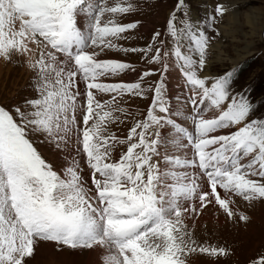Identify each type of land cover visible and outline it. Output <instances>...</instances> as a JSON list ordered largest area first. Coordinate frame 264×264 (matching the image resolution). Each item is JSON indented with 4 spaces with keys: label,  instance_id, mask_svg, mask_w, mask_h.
<instances>
[{
    "label": "snow or ice",
    "instance_id": "obj_1",
    "mask_svg": "<svg viewBox=\"0 0 264 264\" xmlns=\"http://www.w3.org/2000/svg\"><path fill=\"white\" fill-rule=\"evenodd\" d=\"M138 11L131 0H0V60L21 62L35 93L0 104V264H31L41 242L97 252L98 264H221L235 250L199 239L204 211L246 229L252 218L234 198L264 205V117L235 91L236 70L204 74L211 38L191 24L178 29L175 13L167 22L173 48L153 50L160 31L144 48L116 43L139 27L117 18ZM227 11L216 7L219 17ZM106 50L143 53L163 74L172 60L190 93L184 119L192 127L172 118L163 75L150 88L142 82L153 71L112 82L135 69L101 59ZM125 97L149 106L120 138L109 125L132 115ZM118 145L126 151L113 159ZM42 146L63 158L59 167ZM250 264H264V254Z\"/></svg>",
    "mask_w": 264,
    "mask_h": 264
},
{
    "label": "rangeland",
    "instance_id": "obj_2",
    "mask_svg": "<svg viewBox=\"0 0 264 264\" xmlns=\"http://www.w3.org/2000/svg\"><path fill=\"white\" fill-rule=\"evenodd\" d=\"M132 3L139 5L140 11L128 15L124 18H117L123 22L139 21V27L125 35L129 38L118 40L116 43L127 48H144L152 41V34L160 31L161 36L153 43V50L156 47L171 49L174 41L167 34V22L172 19L175 13V21L178 29H184L186 24H191L194 28L204 31L210 38L208 60L212 65L211 75L219 76L230 69H235L237 78L233 85L236 92H245L257 108L256 117H264V0H184L182 7H178L179 0H131ZM113 0H109L112 4ZM218 4H223L228 11L223 17L216 14ZM234 8L236 9L234 11ZM230 17H235L236 24L233 29L225 30L222 28L228 25ZM214 18V20H213ZM251 18H256L253 28L249 24ZM108 19V17H105ZM217 29L219 35L212 29ZM161 41H165L161 45ZM217 44L221 45L222 55L217 59L215 50ZM250 53L244 60L234 65L233 61L239 54ZM143 53L105 51L101 54V59H113L129 63L135 71H129L118 77H113L112 82H137L145 71H153L156 74L145 77L142 84L144 88L154 87L163 75L166 84L165 96L170 97V106L173 110V119L178 117L184 126L191 128L190 120L184 119L185 114L190 113L191 109L186 103L190 93L187 92L185 81L181 84L171 85V80L166 76L173 71L174 75H181L175 63L170 60L168 73L161 72V64H151L142 58ZM224 59L225 61L223 62ZM216 60H221L216 63ZM30 73L21 62L14 59L13 62L6 63L0 60V104L5 106L19 104L26 97L34 96L32 90ZM170 82H169V81ZM184 80V79H183ZM177 86V88H174ZM185 89H181L178 87ZM174 91L177 93L173 95ZM172 94V95H171ZM150 99L151 93H148ZM101 100L108 99L107 96L98 97ZM149 99L138 97H125V102H121L132 115H121L123 123L109 125V131L114 132L118 137L125 138L129 129L137 120L144 119V114L149 106ZM152 131H156L153 129ZM107 134V133H106ZM171 136L172 133H169ZM155 138V137H153ZM126 145H118L113 151V159H118L121 152L126 151ZM171 150V149H170ZM45 158L59 167L63 161L58 157L54 150L41 147ZM84 175L87 177L90 170L83 165ZM238 205L252 219L245 229L243 225L233 226L225 223L223 214L217 217L216 210L209 207L197 222V236L201 241L208 239L210 243L233 248L235 254L227 259H221V264H250L253 258L264 254V205H257L255 208H248L246 202L239 198ZM191 223V222H189ZM207 225V228L204 226ZM99 256L93 251H71L64 249L57 251L55 245L50 242H41L38 252L31 264H98ZM194 264H205L203 258L195 260Z\"/></svg>",
    "mask_w": 264,
    "mask_h": 264
},
{
    "label": "bare ground",
    "instance_id": "obj_3",
    "mask_svg": "<svg viewBox=\"0 0 264 264\" xmlns=\"http://www.w3.org/2000/svg\"><path fill=\"white\" fill-rule=\"evenodd\" d=\"M235 10H236V9L234 8V11H235ZM255 22H256V18H251V19L249 20V24H250V26L252 27V25H253V28H254V26H255ZM235 24H236L235 17H230V19H229V21H228V25H227L226 27H223V28H222L223 32L226 33L225 30H227V29H233V28L235 27ZM214 48H215L216 51H219V52L217 53V59H218V58L220 57V55L223 54L222 50L220 49V48H221V45H220V44H217ZM210 49H211L212 51L214 50L213 47H210ZM249 53H250V51L246 50V51H245V54H239L238 57H237V59L233 61V64L236 65V64H238L241 60H244L245 57H247ZM222 60H223V62L225 61L224 59H222ZM218 61H221V60H216V63H218ZM211 67H212L211 63H208V65L206 66V69H205L204 74L209 75V76H214V75H211V70H210ZM211 69H212V68H211ZM167 73H168V72H167ZM168 74H169V75H167L166 77H167L169 80H171V85H172V86H173L174 84L176 85L177 83H180V84H181V82L184 81L182 78H180L181 75H174L173 71H171V70H170V72H169ZM169 80H168V81H169ZM169 82H170V81H169ZM181 85H182V84H181ZM182 87H183V85H182ZM182 87L180 86V87H178V88H181V89H182ZM174 88H177V86H174ZM183 89H185V88H183ZM183 89H182V90H183ZM176 94H177V93L174 91L173 95H176ZM171 95H172V94H171Z\"/></svg>",
    "mask_w": 264,
    "mask_h": 264
}]
</instances>
